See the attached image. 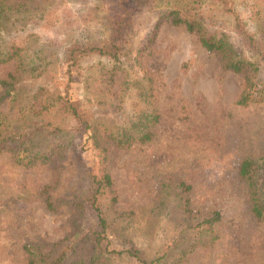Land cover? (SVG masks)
<instances>
[{
    "label": "rangeland",
    "instance_id": "374dc122",
    "mask_svg": "<svg viewBox=\"0 0 264 264\" xmlns=\"http://www.w3.org/2000/svg\"><path fill=\"white\" fill-rule=\"evenodd\" d=\"M41 1L47 6L56 2ZM73 2L80 20L72 23L74 33L68 39L107 38L104 15L111 0ZM258 2L264 5V0ZM8 28L11 34L20 29L12 21ZM257 31V44L264 50V20ZM38 32L51 36L43 29ZM4 39L8 35L0 33V41ZM149 60L156 65L153 94L161 115L152 128L153 139L123 149L109 144L108 170L118 196L115 210L123 214L108 211L112 248L121 250L124 241H131L149 260L165 254L155 264H170L183 252L187 254L181 264H264V225L252 217L250 193L238 175L243 159L264 162V103L239 108L240 76L223 71L218 56L182 27L163 24ZM82 67L74 84L63 78L62 67H49L38 78L24 76L16 98L2 100L0 87V115L14 131L33 129L42 122L28 111L33 105L39 108L35 94L68 87L72 98L82 97L95 106L111 129L127 126L133 113L145 106L138 96L144 85L137 83L139 73L130 68L115 71L112 93L103 75L110 65L88 57ZM13 69L14 63L0 65V80ZM33 150L52 156L26 166L11 151L0 154V264H28L25 245L47 254L69 243L73 251L64 264H85L94 254L92 234L97 227L82 194L87 171L96 167L95 152L88 148L83 129L40 139ZM179 181L191 187L194 212H220L213 234H198L189 227L198 221H187L183 214L175 189ZM50 185L55 212L41 198ZM76 203H83V209Z\"/></svg>",
    "mask_w": 264,
    "mask_h": 264
},
{
    "label": "trees",
    "instance_id": "16d2710c",
    "mask_svg": "<svg viewBox=\"0 0 264 264\" xmlns=\"http://www.w3.org/2000/svg\"><path fill=\"white\" fill-rule=\"evenodd\" d=\"M73 1L56 0L47 6L41 0H15L13 3L0 0V33L4 38L8 35V39L0 41V65L14 63L12 72L0 80L2 100L10 95L16 98L24 76L38 78L49 67L57 70L62 67L63 78L70 84L78 83L75 76L83 68V61L88 57H97L100 62L104 60L110 65L103 69L109 88L113 85L115 71L130 68L139 73L137 83L144 85L138 88V96L145 106L133 113L127 126L115 131L102 122L96 107L88 100L72 98L68 87L52 93L40 89L34 96V104H39V108L33 105L28 109L42 121L37 127L14 131L5 116L0 115V154L11 151L18 163L26 166L46 162L52 153L40 154L33 150L36 142L61 133L76 134L83 129L88 148L95 152L96 158L95 169L87 171L82 194L83 202L96 218L97 227L92 234L94 254L85 264H105L106 260L112 264L128 261L155 264L163 260L165 254L149 260L131 241H124L121 250L112 248L114 242L108 211L120 217L123 214L115 210L118 196L108 170L109 144L112 142L115 147L123 149L153 139L152 128L161 115L153 94L156 65L149 60V56L162 25L166 23L182 27L194 35L207 52L218 56L223 71L240 76L241 90L236 99L239 108L263 104L264 50L259 48L256 37L259 33L257 29L264 20V5L258 0H111L104 15L107 38L100 36L85 42V39H68L74 33L72 23L80 20ZM142 19L146 20L144 24ZM11 21L15 27H20L13 34L8 28ZM42 29L51 36L38 32ZM109 90L112 91V88ZM150 99L152 102H149ZM238 175L248 187L252 217L264 225V162L245 158L238 166ZM50 189L51 185L45 187L41 198H44L48 210L55 212L56 204L49 194ZM175 189L186 220L198 221V225L189 227L198 234H213L215 225L221 219L220 212L211 211L202 215L194 212L188 196L191 187L179 181ZM75 205L83 209V203ZM23 249L28 264H64L73 251L72 243L62 246L59 252L57 249L47 254L30 245H25ZM186 254L181 253L170 264H181Z\"/></svg>",
    "mask_w": 264,
    "mask_h": 264
}]
</instances>
